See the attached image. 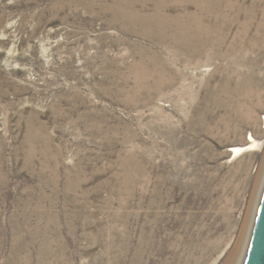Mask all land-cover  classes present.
I'll list each match as a JSON object with an SVG mask.
<instances>
[{"label": "rangeland", "instance_id": "rangeland-1", "mask_svg": "<svg viewBox=\"0 0 264 264\" xmlns=\"http://www.w3.org/2000/svg\"><path fill=\"white\" fill-rule=\"evenodd\" d=\"M127 1L143 2L0 0V264L244 260L264 187V0H217L234 9L214 62L118 20Z\"/></svg>", "mask_w": 264, "mask_h": 264}, {"label": "bare ground", "instance_id": "bare-ground-1", "mask_svg": "<svg viewBox=\"0 0 264 264\" xmlns=\"http://www.w3.org/2000/svg\"><path fill=\"white\" fill-rule=\"evenodd\" d=\"M159 1H161V2L157 3L156 4V10L154 9L156 13L155 14L152 13L148 17L140 16L141 14L139 12L137 13V7H139L140 9H144L146 7L147 3H145V0H143V2H141V4H131L129 1H127V3L123 2L122 5L119 6V7L117 6V8H115L114 7L115 5H114L112 11L114 12V15H116L118 20L119 19L124 20V21L133 20V21L137 22L138 24L144 26L143 28H147L148 27V32L150 34H155L156 33V35L152 36V38L155 39L156 42L161 43V44L162 43H166V44L167 43H169V44L171 43V44H173L174 46L177 47V51H179L180 56H182L183 58H184V56H188V57H191L195 61H199L197 59L199 57L201 58L203 53L208 50V51L211 52V55L209 54V56H208L210 58L208 61L214 62V60H220V61L227 60L226 57H229L231 51H230V47H229L227 39H226L225 32H226V30L229 31L228 23H230V22H229L228 18H229V12L232 10L233 7L231 8V7H227L226 5H224L225 7H227V9L224 12L222 10V7L219 6L221 4H219V2L217 0H159ZM226 2H227V0H226ZM257 4H259V3H257ZM232 5H234V4H232ZM175 6L178 7V9L172 10L171 8L175 7ZM243 9H242V12L245 13L246 11H245V9L244 10ZM253 15H251V16H253ZM256 15H257V13H256ZM206 18H208V23L207 24H206V21H205ZM246 20H247V18H246ZM261 20H262L261 23L259 22L260 24L256 27V29L261 31V34H262L263 38H261L258 41V43H256L255 45L259 46L261 50H264V15H263V19H261ZM257 24L258 23H256V25ZM253 26H255V25H253ZM246 29H247V27H246ZM235 30H236V28H235ZM228 31H227V33H228ZM240 31H242V30H240ZM246 35H247V33H246ZM235 37L237 38V36H235ZM239 37H240V35H239ZM256 39L257 38L254 37V40H256ZM252 46H253V44H252ZM235 47H237V46H235ZM240 50H242V49L240 48ZM234 53H235V51H234ZM234 53H232V54H234ZM156 61L157 60H154V58H152L151 61H148V62H150L148 64V66H147L148 70H144L142 68L145 77L150 78V77H160V76H162L163 72L155 64ZM256 65H257V63H256ZM168 81H170V80H168ZM161 82L159 81L156 84V87H159V86L162 87L163 85L161 84ZM140 83H141L140 84L141 87H149V88L152 87V88H154L153 84H152V86H150L151 85V81H147V79L142 81V82H140ZM237 86H238V90H240L241 85L238 83ZM235 94H236V92H235ZM210 96H211L210 98L212 100H217V96L218 95L215 96V94H212ZM227 98L223 97V99H221V100H224V101L228 100ZM257 145H258V143L256 142V140L255 139H253V140L251 139L249 141V143H247L243 147H233V148H231L230 152H232L233 155L235 154V157H237L238 155H241V154L246 153L247 151H250V149H253ZM236 249H237V246H236V248L233 251L230 252V255L227 256L228 258L223 264H232L233 257L236 254L235 253Z\"/></svg>", "mask_w": 264, "mask_h": 264}, {"label": "water", "instance_id": "water-1", "mask_svg": "<svg viewBox=\"0 0 264 264\" xmlns=\"http://www.w3.org/2000/svg\"><path fill=\"white\" fill-rule=\"evenodd\" d=\"M242 264H264V187Z\"/></svg>", "mask_w": 264, "mask_h": 264}]
</instances>
